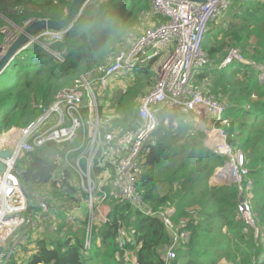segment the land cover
Here are the masks:
<instances>
[{
  "label": "trees",
  "instance_id": "obj_1",
  "mask_svg": "<svg viewBox=\"0 0 264 264\" xmlns=\"http://www.w3.org/2000/svg\"><path fill=\"white\" fill-rule=\"evenodd\" d=\"M28 1L33 0H22V5L26 6ZM73 1L43 0L40 13L28 11L16 20L15 15L9 16L20 26L31 18L58 22L67 18ZM99 2L98 12L96 8H87L69 32H62V41L41 38L15 57L0 76V134L12 128H25L37 119L42 112L39 106L53 102L59 82L90 71L101 59L109 57L108 50L113 42H120L136 25L139 16L150 11V0L104 3L96 0L92 5ZM236 6L239 11L233 15L234 22L230 27L211 33L204 44V49L216 62V68L199 72L194 85L208 95H215L222 101L228 99L231 103L222 127L228 134L229 143L244 150L249 157L248 178L253 179L254 196L252 211L256 212L257 207L264 204V81L252 65L235 62L223 68L221 63L230 50L240 49L246 59L264 67V0L238 2ZM0 10L5 12L4 8ZM214 28L216 25H212L211 32ZM252 37L255 38L253 44ZM2 42L0 36V46ZM41 43L59 51L61 58L50 55ZM218 56L221 59L217 61ZM153 63L139 74L152 73ZM237 76L251 77L242 83ZM138 83L136 80L124 94L113 99L117 118L105 125L104 134L115 131L123 134L138 128V102L142 96L135 90L139 88ZM173 120L180 122L177 114L172 116ZM192 123V120L180 122L181 138L190 134V140L184 142L170 129L159 132L155 146L146 155V170L139 184L144 201L153 211L176 208L172 222L180 232L189 235L188 242L176 249L177 258L170 264H264L262 248L254 245L257 253L254 260L251 257L253 244L246 241L238 185L210 186L209 178L223 161L203 146L204 133L193 130ZM197 134L199 138L194 139ZM18 169L24 184L37 186L50 181L59 165L33 155L30 160L22 161ZM105 190L110 200V220L108 224L95 226L90 252L84 251L85 231L79 236L70 232L66 239V234L62 233L63 225L49 245L45 240L39 241L35 254L22 263L132 264L134 256L137 264H168L166 252L172 243V234L163 218L160 215L145 216L130 203L117 199L111 185ZM193 207L198 211L192 213ZM258 216L264 228V205ZM255 218L260 233L259 219ZM65 221L64 217L60 224ZM251 232L254 236L255 230L251 229ZM122 240L123 247L120 246Z\"/></svg>",
  "mask_w": 264,
  "mask_h": 264
},
{
  "label": "built area",
  "instance_id": "obj_2",
  "mask_svg": "<svg viewBox=\"0 0 264 264\" xmlns=\"http://www.w3.org/2000/svg\"><path fill=\"white\" fill-rule=\"evenodd\" d=\"M91 2L83 6L81 14ZM233 3L235 0H207L205 3L150 0V11L139 18V22L147 21L150 26L120 48L109 66L100 70L93 68L78 77L71 86L58 92L50 105L39 106L41 115L27 127L12 128L4 134L7 136L4 141L0 139V150L10 149L11 156L1 159L5 168L0 172V264H9L15 253L21 257L25 253L24 245L33 247L35 239L60 214L81 209L79 201L82 199L87 207L85 220L91 228L85 235L84 251L90 252L93 228L110 220L111 206L105 190L109 185L136 211L163 218L172 234L167 250L168 264L175 260L176 249L189 240V235L180 232L172 222L176 208L153 211L139 189L146 170V155L155 146L159 132L168 127L159 117L163 111L193 116L205 130L208 147L224 159L219 178L233 179L240 193L239 210L252 212L253 182L248 178L244 153L229 144L228 134L222 127L230 106L214 95H205L194 85L196 75L212 63L204 49L212 25L219 24ZM63 34L47 33L42 38L51 37L54 39L51 41L59 42ZM157 60L161 62L157 84L138 102V128L123 134L118 131L104 134L108 121H102L99 91L108 92L111 78L146 68ZM235 62L249 65L242 54L233 49L221 67ZM114 92L119 93L120 87ZM33 155L57 163L59 170L47 183L27 186L21 181L18 168ZM24 228L20 240L13 242L14 236ZM35 228L38 231L33 233L31 229ZM123 245L122 240L120 246ZM36 250L27 255L35 254Z\"/></svg>",
  "mask_w": 264,
  "mask_h": 264
},
{
  "label": "rangeland",
  "instance_id": "obj_3",
  "mask_svg": "<svg viewBox=\"0 0 264 264\" xmlns=\"http://www.w3.org/2000/svg\"><path fill=\"white\" fill-rule=\"evenodd\" d=\"M101 2H108L110 0H99ZM123 1V0H120ZM40 2H43V0H33L32 2L27 3L26 6L22 5V0H1L0 1V8H4L5 12H2L0 10V23L3 24L0 26V36L3 37V42L0 46V61L4 58V56L7 54V52L10 50V48L18 41V39L20 38V36L22 35V33L31 25H33L34 23L38 22L37 19L35 18H31L29 20H24L22 26L18 25L17 22L15 21L16 18H19V16H22L25 13H28V11H32V12H41L42 10V5L40 4ZM94 2H96V0H92L91 4L89 5L88 9L91 10L92 8H96V12H98L99 9V3L95 4L94 6L92 5ZM238 3L237 0H235V3H233V9L231 7L229 13H227V15L219 22V24L216 25V28L213 29L214 32L212 33H216V31L220 30V29H227L230 27V24L233 23V15L235 13H237L239 11V7L236 6V4ZM93 6V7H92ZM15 15V20L9 16V15ZM141 15V14H140ZM140 18V16H139ZM150 26V23L145 21L144 23L139 22V19L136 23V25L128 30V32L126 33V36L120 41H114L111 48L108 50L110 56L106 57L104 59H101L99 61V63L94 67L97 68L98 70L102 69L105 66H109L111 64V58L113 57V55L123 46H125L131 39L135 38L137 35H139L140 33H142L143 30H145L147 27ZM212 31V30H211ZM41 39V38H40ZM39 40H36L35 42H39ZM221 39V38H220ZM47 41H51L54 40L52 38H48L46 39ZM229 40V38L227 39ZM251 41L253 44V42H255V38H251ZM33 42V43H35ZM32 43V44H33ZM228 43V41L226 42ZM31 45V44H30ZM29 45V46H30ZM28 46V47H29ZM26 47V48H28ZM41 47L46 51H48L49 46L45 45L43 43H41ZM25 48V49H26ZM238 50L240 53V49H236ZM50 52V54H52L53 56H62L61 53L59 51H54L53 49L48 51ZM65 50H64V54H65ZM242 54V53H241ZM243 56V55H242ZM244 57V56H243ZM61 58V57H59ZM219 59H221L220 56H218L216 58V60L218 61ZM244 59L249 63V65H252V67L256 68V70L259 72V78L261 81H264V67L254 64L253 62H251L250 60L246 59L244 57ZM211 66L208 68H216V62L214 60H212ZM41 61L39 60L38 63H40ZM155 64L152 66V73H149L148 75L145 74H139L140 71L143 68H140L134 72H128L125 73L122 77H114L111 78L109 80V90L108 92H103L102 90L99 91V93H101L100 95V100H99V106L102 112V121L103 122H109L114 118H117V114H116V103L113 100L116 96H121L122 94H124L130 87V85L132 83H134L136 80H139L138 83V87L139 88H135L136 92L141 93V95L143 96L144 94L148 93L149 91H151L157 84V72L159 70V67L161 65V62L159 60L154 62ZM145 69V68H144ZM89 72V71H87ZM85 73H80L77 76L71 78V79H67V80H62L61 82H59L58 87L59 90L55 93V96L58 94V92H60L61 90L69 87L72 85V83L74 82V80H76L78 77L86 74ZM248 77L251 76H237V79L242 82L245 83V80H247ZM194 84H195V80H194ZM207 87L206 84H203V87ZM120 87V92L116 94V92H114L115 88ZM201 92H203L205 95H207L203 89L199 88L197 89ZM141 96V97H142ZM215 96V95H214ZM216 97V96H215ZM55 98V97H54ZM228 106H231V103L229 102L228 99L224 100ZM175 114H177L178 116V120H180V122H189L190 120L193 121V130L196 131H201L204 134V138H203V146L208 148L209 150H211L212 152H214V150L210 147H208L209 145H207L206 143V133L205 130L202 129L200 127V125L193 119L192 115L189 114H183L181 112H160L159 113V117L162 120L163 124L166 125L168 123V127L165 126L163 128V130H167L170 129L173 132H177L178 138L181 139L183 142L186 140H190V134H186L183 138H181L183 130L182 128H179L180 126V122H175L176 120H173L172 122V116H174ZM189 115V116H188ZM174 124H172V123ZM183 124H187V123H183ZM174 127V128H173ZM178 130H177V129ZM10 131V130H9ZM9 131H4L2 134H0V139L2 138V136L4 134H7ZM193 133V132H192ZM199 134L194 135V139L199 138ZM213 136V135H212ZM210 136V137H212ZM80 142H77V145H79ZM177 144H180V142L177 141ZM230 144V143H229ZM231 145V144H230ZM232 146V145H231ZM233 147V146H232ZM237 150H240L244 153L245 156V160H246V165H248L249 163V157L246 154V152L244 150H242L241 148H237ZM215 153V152H214ZM216 155H218L222 161H223V165L218 168L215 173H213V175L209 178V184L210 186L216 187L219 185H232L235 182H233L232 178L231 179H227V180H221L218 176L219 173H221V169L224 166V159L221 155L215 153ZM227 162V159H226ZM226 165V164H225ZM251 182L253 181V179L250 177ZM99 181V180H96ZM116 198L118 199L119 197L117 196V194L115 195ZM62 198H65L64 195H61ZM254 197V196H253ZM264 204H261L260 206L257 207L256 212L252 211L251 213H249L248 211H244L243 213H241L240 211V216L242 218V222H244L246 224V228L244 230V233L246 234V241L250 240V245L253 244V250L251 252V257L254 260L256 257V248H262L264 250V228L260 225V218L258 216L259 211H261V207ZM79 207L82 209V213L84 215L87 214V207H86V201L85 199H82L79 201ZM251 210H252V206H251ZM190 211H192V213H194L195 211L197 212L198 209L197 207H193L190 209ZM255 216L258 217L259 219V225L261 227V232L259 233V230L257 228V220L255 218ZM64 217L66 219L65 222H63L62 224H60L63 220ZM196 217V215L194 216V218ZM65 226L63 228V234H66L65 237L66 239H69L68 234L71 233H75L78 236L80 235L81 231H85V234L87 232V229L90 228L89 224H88V220H80L79 219V214L77 212H67L65 214H60V216H58V219H56L55 221L51 222L49 227L43 231V233L37 237L34 241V243L32 244L33 247H30L28 245H24L23 246V251L25 252L22 257L19 259L20 256H17L16 253L14 254V256L11 258L10 263L11 264L13 261L16 262V264H23L25 261H27V259L31 256V255H27L29 253V251H34L36 250V248L38 247V243L39 241H43L45 240L47 242V244L49 245L50 242L53 239V236L56 235L57 230L59 229L60 226ZM91 229V228H90ZM251 229L255 230V235L252 236V232ZM257 230V231H256ZM31 231L33 233L37 232L38 230L35 229H31ZM94 232V228L92 230ZM25 232V228L20 230L13 238V242H16L18 240H20L21 236L23 235V233ZM259 233V234H258ZM62 239H65L64 237ZM65 239V240H66ZM85 242V240H84ZM23 244V243H22ZM255 245V247H254ZM167 253V252H166ZM263 257H264V252H263ZM135 257L133 256V258H131V262L132 264H135ZM23 262V263H22ZM222 264H231V263H222Z\"/></svg>",
  "mask_w": 264,
  "mask_h": 264
},
{
  "label": "water",
  "instance_id": "obj_4",
  "mask_svg": "<svg viewBox=\"0 0 264 264\" xmlns=\"http://www.w3.org/2000/svg\"><path fill=\"white\" fill-rule=\"evenodd\" d=\"M88 1L89 0H74L69 13L67 14V18L62 21L37 20L38 22L28 27L0 61V76L6 71L15 57L21 54L30 44L39 40L44 34L69 32L82 19L83 16L80 13V10ZM188 1L205 3L207 0ZM10 156V149L0 150V172H3L5 168L1 159L6 160L10 158Z\"/></svg>",
  "mask_w": 264,
  "mask_h": 264
},
{
  "label": "crops",
  "instance_id": "obj_5",
  "mask_svg": "<svg viewBox=\"0 0 264 264\" xmlns=\"http://www.w3.org/2000/svg\"><path fill=\"white\" fill-rule=\"evenodd\" d=\"M75 212H77L78 214H79V219L80 220H85L86 218H87V215H84L83 213H82V209H78V210H76ZM22 257V256H21ZM21 257H19V259L21 258Z\"/></svg>",
  "mask_w": 264,
  "mask_h": 264
},
{
  "label": "bare ground",
  "instance_id": "obj_6",
  "mask_svg": "<svg viewBox=\"0 0 264 264\" xmlns=\"http://www.w3.org/2000/svg\"><path fill=\"white\" fill-rule=\"evenodd\" d=\"M6 136H7V135H3L2 138H1V141H4V139L6 138ZM222 172H223V171L221 170V173H222ZM221 173H219L218 175H220ZM221 180H223V179H221Z\"/></svg>",
  "mask_w": 264,
  "mask_h": 264
},
{
  "label": "clouds",
  "instance_id": "obj_7",
  "mask_svg": "<svg viewBox=\"0 0 264 264\" xmlns=\"http://www.w3.org/2000/svg\"><path fill=\"white\" fill-rule=\"evenodd\" d=\"M84 14H82V16H83ZM62 33V32H61ZM64 33H66V32H64ZM52 34H54V33H52ZM57 34H60V33H57ZM64 35V34H63ZM42 38V37H41ZM44 38V37H43Z\"/></svg>",
  "mask_w": 264,
  "mask_h": 264
}]
</instances>
